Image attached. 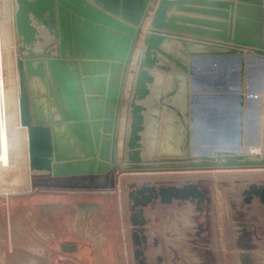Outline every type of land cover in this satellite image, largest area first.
<instances>
[{
	"label": "water",
	"instance_id": "water-1",
	"mask_svg": "<svg viewBox=\"0 0 264 264\" xmlns=\"http://www.w3.org/2000/svg\"><path fill=\"white\" fill-rule=\"evenodd\" d=\"M14 2L19 122L27 131L31 179H104L63 188L108 192L127 174L264 168V0ZM251 63L263 70L254 91L244 80ZM201 68L217 71L219 81ZM158 73L169 76L167 87L156 82ZM197 84L217 91L199 93ZM252 99L258 111L254 141L244 130ZM150 112L159 128L164 114H175L182 126L177 152L148 150ZM253 145L263 147L262 154H252ZM205 194L196 182H145L129 192L139 264L146 263L145 208L189 201L204 209ZM242 195L246 203L253 197L264 202V185L251 183ZM66 205L91 217L108 208L82 198ZM94 248L95 264H106ZM76 249L62 243L57 253L87 264L72 254ZM114 256V264H122L117 245Z\"/></svg>",
	"mask_w": 264,
	"mask_h": 264
},
{
	"label": "crops",
	"instance_id": "crops-1",
	"mask_svg": "<svg viewBox=\"0 0 264 264\" xmlns=\"http://www.w3.org/2000/svg\"><path fill=\"white\" fill-rule=\"evenodd\" d=\"M200 72L211 79L219 76V73L214 76L213 72L207 73L202 69ZM208 88L202 84L195 86V90L199 93L217 91L216 88ZM249 105L244 113V130L247 135ZM262 126L264 128V123ZM262 134L264 142V130ZM205 198V210H200L195 203L189 201H173L165 205L156 202L145 208L149 262L202 264L207 260L210 263L222 264L227 259L228 254L222 248L221 252H218L216 227L211 208L207 203V193ZM75 199V197L48 196L22 198L18 200L16 208L14 204H8L5 209L0 204V264H55L54 258L60 256L57 251L60 250L62 243L75 244L76 253L72 254L77 256L79 249L77 244L82 241L89 242L93 248L94 262V244L102 260L105 261L102 248L106 240L112 238V234L107 235L105 231H101L99 220L103 213L107 214V212L103 208L92 216L95 218L93 224L89 223L91 218L89 214H79L66 205ZM12 220L17 225V231L13 229L9 233ZM57 222L66 223L62 227L63 233L59 231ZM63 234L71 235L74 240H62ZM57 243L58 246L54 245ZM8 245L11 249H8Z\"/></svg>",
	"mask_w": 264,
	"mask_h": 264
},
{
	"label": "rangeland",
	"instance_id": "rangeland-1",
	"mask_svg": "<svg viewBox=\"0 0 264 264\" xmlns=\"http://www.w3.org/2000/svg\"><path fill=\"white\" fill-rule=\"evenodd\" d=\"M5 2L6 1L4 0H0V22L3 21V16H5L8 11L14 13L15 10L14 0H10L8 4ZM13 39L17 52L15 31ZM216 73L218 72H213L214 76ZM11 75L12 71L10 69L4 70L5 77L12 79ZM131 76L132 73L129 77ZM216 79L219 81V76H217ZM230 87L229 83L227 88ZM124 114L125 107L123 109V117ZM122 130L123 129H121V131ZM120 137L119 142L122 140V135H120ZM120 154L121 151L119 152V156ZM12 157H15L14 153ZM25 166L26 165L21 167L20 170L24 175L27 174ZM27 166L29 167V163ZM29 179V184H20L15 180V175L13 173H1L0 189L5 191L13 190L12 193L28 191L22 194H0V204L2 208L5 209L8 204H14L16 208L18 200L33 197H75L76 199L100 200L107 205L108 208L105 211L107 214L103 213L99 220V227L101 231H105L107 235H111L112 233L116 234L122 264H133L129 236V210L127 204V191L130 189V186L132 184L146 181H151L155 184H182L185 182L199 183L207 193V203L211 208V214L216 227L215 234L217 236L218 252L220 253L222 248L223 251L228 254L227 259L222 264H240V262L242 264H264V202L258 197H253L250 203H246L244 202V197L242 195L243 189L247 188L251 183L264 185V168L127 174L120 176L115 188L108 192L104 190L78 189L74 191V189H66L63 187H41L35 183L37 181L36 177L31 179L29 176ZM109 207L113 208V215H110L111 210ZM93 220H95V218L91 217L89 223L93 224ZM64 224L66 223L57 222L58 229L62 233V227ZM13 229L17 231V225L12 220L9 233ZM111 239L109 238L106 240L105 246L102 248L106 264L115 263L114 254L110 253ZM62 240L73 241L74 239L71 235L63 234ZM54 245L58 246V243ZM77 245L79 246L77 256L83 258L88 264H95L90 243L82 241ZM7 247L8 249H11L10 245ZM241 253L246 254V261L244 260V262L242 259L241 261L239 260V254ZM54 263L80 264L75 260L62 256L55 257Z\"/></svg>",
	"mask_w": 264,
	"mask_h": 264
},
{
	"label": "bare ground",
	"instance_id": "bare-ground-1",
	"mask_svg": "<svg viewBox=\"0 0 264 264\" xmlns=\"http://www.w3.org/2000/svg\"><path fill=\"white\" fill-rule=\"evenodd\" d=\"M4 1H6L5 3L7 4L10 2V0ZM13 26V13L8 11V13L3 16V21L0 22V176L2 172H11L15 175V180L17 183L29 184L30 171L29 167L27 166L29 163V160L27 159V131L25 127L20 125L19 122V88L16 70V49L13 39L15 30ZM7 69L12 71V79L4 76V70ZM262 72V67L256 63H251L246 68L245 81L252 91L256 90L258 87V77L262 74ZM169 79V76L165 77L162 75V73L156 74V82L160 84L161 81H165V87L168 86ZM130 80L131 77L128 79L127 88L130 86ZM180 84V88H183V83ZM181 95V93H178L174 99L176 105L180 108L182 107L183 102ZM256 106V102L254 99H252L247 110L248 139L250 141H254L257 131L256 120L258 111ZM151 112L150 116L148 115L147 117L149 123V127L146 131V143L149 146L148 150L151 151L153 149H157L158 153L164 154H173L177 152L178 145L181 143L182 139V126L179 120L172 112L167 115L164 114V119L161 122V127L159 128V121L155 119ZM262 120L263 124L264 119ZM123 121L124 117L122 114L121 129ZM263 130L264 128L262 129V133ZM120 132L122 133L121 130ZM262 143L264 147V142ZM120 147L122 148L121 142L118 144L119 152L121 151ZM263 147L253 145L250 147V150L252 154H262ZM13 153L15 154L14 158L12 157ZM24 165H26V175L20 171L21 167ZM12 191L0 189V194H17V192L12 193Z\"/></svg>",
	"mask_w": 264,
	"mask_h": 264
},
{
	"label": "flooded vegetation",
	"instance_id": "flooded-vegetation-1",
	"mask_svg": "<svg viewBox=\"0 0 264 264\" xmlns=\"http://www.w3.org/2000/svg\"><path fill=\"white\" fill-rule=\"evenodd\" d=\"M37 183L39 186L41 187H64V186H71V185H84V186H94L97 184H104L105 180L104 179H93L91 180L90 178H74V179H48V178H43V177H38L37 181L35 182ZM141 183H145V182H141ZM130 184V189H128L127 191V201H128V210H129V223H130V230H129V236H130V246H131V256L133 259V264H139L138 261L135 259V255H134V246H133V241L131 240V232L133 230V227L131 226V222H130V207L131 204L133 203V201L129 198V192L135 188L138 187L139 184ZM93 190V189H91ZM28 191H23V192H19L17 194H22ZM206 201V200H205ZM154 204H150L148 206H152ZM197 206V205H196ZM200 210L202 209L200 206H197ZM204 210H205V205H204ZM146 234V231H145ZM118 246L119 249V245H118V239L115 233H112V239H111V243H110V253L115 255V246ZM149 248V242H148V237H147V247L144 251L145 257H146V263L145 264H153L152 262H149V258L147 255V250ZM93 248H92V254L93 253ZM120 252V250H119ZM239 258L240 260L242 259L243 262L246 259V254H239ZM159 260V258L157 259ZM246 261V260H245ZM202 264H214L213 262L210 263L209 261L205 260ZM244 264V263H243Z\"/></svg>",
	"mask_w": 264,
	"mask_h": 264
}]
</instances>
